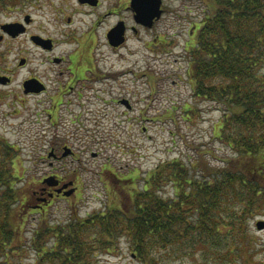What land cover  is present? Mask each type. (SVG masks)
Returning a JSON list of instances; mask_svg holds the SVG:
<instances>
[{
	"label": "trees",
	"instance_id": "1",
	"mask_svg": "<svg viewBox=\"0 0 264 264\" xmlns=\"http://www.w3.org/2000/svg\"><path fill=\"white\" fill-rule=\"evenodd\" d=\"M206 11L186 50L188 75L195 94L220 108L214 136L231 155L214 162L205 151L192 164L181 157L162 161L140 187L124 183L138 176L117 174L120 187L132 188L128 202L62 222L42 218L32 230L29 245L36 257L30 264H101V255L114 251L124 236L141 264H166L170 255L193 252L203 264L261 263L251 221L264 213V0H208ZM17 150L0 139L5 261L24 249L13 242L34 208L17 186Z\"/></svg>",
	"mask_w": 264,
	"mask_h": 264
},
{
	"label": "rangeland",
	"instance_id": "2",
	"mask_svg": "<svg viewBox=\"0 0 264 264\" xmlns=\"http://www.w3.org/2000/svg\"><path fill=\"white\" fill-rule=\"evenodd\" d=\"M207 1L163 0L167 10L154 24L150 35L143 33L137 36L129 45L132 51L127 54L123 50L125 53L121 57L108 51L101 35L98 57H103V61L100 65L115 66L122 70L130 68L135 72L124 75L120 83H99L100 91L91 106L99 112L94 118L86 120L89 127L98 121L97 131L87 132L83 128L76 131L78 125L83 126L79 124V119L84 118V113L81 117L75 116L83 110L79 106L74 112L64 111L65 107L59 110L58 133L44 131L49 126L48 115L39 108L35 96L23 93L21 85L23 79L32 72L49 74L52 70L48 69L49 63L42 64L40 52L32 50L29 45L27 50L30 51L28 55L31 63L19 68L17 57L21 52L17 47L13 43L1 46L4 52L2 56L6 57L2 60V70L8 66L14 67L15 72L11 84L4 87L0 85V139L10 141L18 149L15 158L19 177L17 186L28 192L32 207L41 200L38 198L41 194L36 190L51 173L52 176L59 174L66 177L68 186L77 179L79 190L72 197L53 199L50 205H45L46 211L33 208L26 226L22 231L19 229L13 242L14 245H24V249L17 248L11 252L8 261H5V256H0V264L34 262L36 252L29 243L32 230L42 218L44 222H62L104 210L113 202L125 205L129 200L127 193L132 188L120 187L117 174L126 179L138 176V180H126L124 183L130 182L129 186L132 187L139 184L140 187L144 177L162 161L181 157L192 164L204 156L205 151L211 152L206 156L214 162L231 155L227 146L214 136L222 116L220 108L195 94L188 75L186 44L191 40L196 24L201 23L207 13ZM23 2L30 6L27 1ZM45 8L47 11L48 7ZM34 11L36 22L31 29L45 27L55 33L51 14L43 10ZM19 14V11L9 10L1 13L0 23L18 19ZM85 23L83 20L79 22L86 28ZM102 26L107 29L108 22L105 21ZM151 40L153 48H147L144 43ZM16 45L20 47V44ZM60 49L70 50L71 45ZM50 84L54 86L53 82ZM123 96L131 99L132 109L117 101ZM45 124H48L46 128ZM55 135L61 141L67 140L77 155L57 161L47 157L51 139ZM61 153L59 151V155ZM51 161L54 162L52 165ZM47 198L44 196L41 201H47ZM262 212L251 221L252 231L259 242L256 255L257 262L261 261L259 264H264V229L257 226L258 221L264 220ZM165 263L203 264V261L198 253L193 252L182 256L170 255ZM101 264L141 262L133 255L128 238L124 236L114 251L101 255Z\"/></svg>",
	"mask_w": 264,
	"mask_h": 264
},
{
	"label": "flooded vegetation",
	"instance_id": "3",
	"mask_svg": "<svg viewBox=\"0 0 264 264\" xmlns=\"http://www.w3.org/2000/svg\"><path fill=\"white\" fill-rule=\"evenodd\" d=\"M25 1L30 3V6H27L23 0H19L15 4L10 5L0 2V14L8 10L19 11L21 13L18 19L0 23V48L8 43H13L19 52H21L17 57L19 68H25L31 63V58L28 55L30 51L27 50L30 45L32 50L36 49L42 55V64L49 63L48 69H52L50 71L52 76L50 73L46 75V73H41L40 71L28 74L22 81L21 89L23 93L28 96H35L39 108H42L43 112L47 113L49 126L45 124L44 128L47 126L48 128L44 131L58 133L60 126V123H58L59 110L65 107L63 109L64 111L74 112L77 106L83 107V110L82 112H77L75 116L81 117L82 113H84V118L83 120L81 118L79 119V124L83 126L78 125L76 131H80L82 128L87 132L91 130L95 131L99 128L98 121H95L89 127L86 120L94 118L99 112V110L91 107L93 101L98 96L97 92L100 91L98 87L99 83H120L124 75L129 74V72H135L134 69L130 68L122 70L115 66L100 65L103 61V57H98L99 47L101 46H99V42L102 41L101 35L104 39L103 44L107 47L108 51L121 57L125 53L123 50H126L127 54L132 51L131 46H129L133 42L132 40H136L137 36H142L143 33L150 35V31L154 25L147 26L137 21V13L133 6L134 0ZM46 6L48 7L47 11H45ZM162 8L164 14L167 7L164 6L163 0ZM34 9L43 10L45 13L51 14L50 20L55 24L53 28L55 33H52L50 29L45 27L39 28L38 30L31 29L36 22ZM79 17L86 22V28L79 24L82 21ZM161 17L156 19L155 23ZM105 21L108 22L107 29H104L102 26ZM9 22L22 23L24 25L18 24L17 27H24L25 30L19 34H13L10 31L4 30L2 28L3 25ZM194 30L195 28L192 32ZM111 32H116L117 35ZM117 38H122V40L118 41L119 43H114V39ZM189 43L190 41L187 42L186 49L189 48ZM16 44H20V47ZM144 44L147 48H153L152 40L145 41ZM65 45H71V49L61 51L60 48ZM2 54L4 52L0 49V75H7L10 78L7 84L0 82V85L4 87L12 83L15 68L4 66L7 68L6 70H2V66L4 65L2 60L6 58ZM29 79L36 81L37 84L32 83L29 87L35 86L36 88L42 89L26 92L24 83ZM51 82L54 83V86L50 84ZM117 101L120 104H124L129 110L133 108L131 99L128 97H119ZM56 135L51 139L47 157L49 156L50 159L57 161L77 155L74 147L67 143V140L61 141ZM67 149H71V151L68 155L64 156V152ZM59 151H62L61 155H59ZM50 163L52 165L54 162L51 161ZM52 174L49 175L52 176ZM54 176L59 179L58 185L50 187L41 182L40 187L36 190L39 194L48 197V200L41 201L44 196L40 195L38 198L41 200L35 205V209H42L58 197H72L64 194L71 188H75L73 195L77 194L79 190L77 179L74 181L71 180L73 183L68 187H64V184L67 183L66 177L59 174H55ZM61 188L62 191L58 193L57 189ZM51 193H53L52 196L50 195Z\"/></svg>",
	"mask_w": 264,
	"mask_h": 264
},
{
	"label": "water",
	"instance_id": "4",
	"mask_svg": "<svg viewBox=\"0 0 264 264\" xmlns=\"http://www.w3.org/2000/svg\"><path fill=\"white\" fill-rule=\"evenodd\" d=\"M135 11H136V18L139 23H142L147 26H153L156 19H159L163 14V8H162V0H134L133 4ZM18 24L24 25L22 23H6L3 25V29L10 31L13 34H19L20 32L24 31V27H17ZM115 30V29H114ZM117 31V29H116ZM112 33V32H111ZM110 33V35H111ZM112 34L117 35L116 32H113ZM122 38L114 39V43H119L118 41H121ZM8 81H10L9 76L7 75H0V82L6 84ZM36 84V81L29 79L26 80L24 85L26 88V92L30 91H39L42 88H36L35 86L29 87L30 84ZM37 85V84H36ZM71 151V149H67L64 152V156L68 155V153ZM44 183L48 184L49 186H55L58 185L59 179H57L55 176H49L46 177L43 180ZM73 182H71L72 184ZM64 187H68V184H64ZM62 191L61 189H57V192L60 193ZM75 192V188H71L68 191H66L64 194L66 196H71ZM51 196L53 193L50 194ZM257 226L259 229H264V220H260L257 222Z\"/></svg>",
	"mask_w": 264,
	"mask_h": 264
}]
</instances>
